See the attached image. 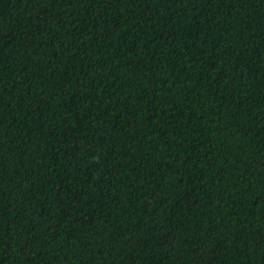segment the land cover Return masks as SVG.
Returning <instances> with one entry per match:
<instances>
[{"label": "trees", "instance_id": "obj_1", "mask_svg": "<svg viewBox=\"0 0 264 264\" xmlns=\"http://www.w3.org/2000/svg\"><path fill=\"white\" fill-rule=\"evenodd\" d=\"M0 264H264V0H0Z\"/></svg>", "mask_w": 264, "mask_h": 264}]
</instances>
